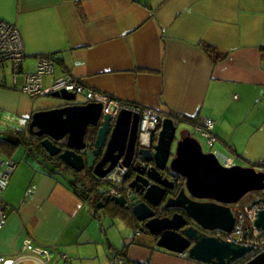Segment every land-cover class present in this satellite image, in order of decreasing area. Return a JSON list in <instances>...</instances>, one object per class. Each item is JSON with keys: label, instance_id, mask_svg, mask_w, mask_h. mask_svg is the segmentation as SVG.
Wrapping results in <instances>:
<instances>
[{"label": "crops", "instance_id": "crops-1", "mask_svg": "<svg viewBox=\"0 0 264 264\" xmlns=\"http://www.w3.org/2000/svg\"><path fill=\"white\" fill-rule=\"evenodd\" d=\"M0 19L16 24L25 51L21 85L18 78L11 86L0 81V133L3 127L17 134L31 154L19 162V143L0 134L12 145L9 155H0L17 162L3 192L8 218L0 228V255L18 254L31 239L49 250L46 264H63L60 253L69 264H109L114 251L122 264H211L158 246L130 209L114 203L100 208L123 219L121 241L108 235L114 221L104 226L100 220L90 232L103 195L87 193L89 180L80 176L86 171H65L26 144L32 112L46 107H34V96L22 91L23 73L36 68L37 55L56 53L43 87L69 73L127 105L195 118L194 126L209 117L214 145L224 144L233 164L252 166L264 159V0H0ZM128 175L115 185L119 193L129 189Z\"/></svg>", "mask_w": 264, "mask_h": 264}, {"label": "water", "instance_id": "water-1", "mask_svg": "<svg viewBox=\"0 0 264 264\" xmlns=\"http://www.w3.org/2000/svg\"><path fill=\"white\" fill-rule=\"evenodd\" d=\"M48 94L64 101L34 110L27 122V131L41 137L40 144L49 156H56L77 173L85 167L92 168L97 178L116 164L130 167L136 158L153 163L132 165L136 175L127 186L135 188L142 198L132 193L128 206L124 194H110L99 188L103 196L95 203L96 207L114 203L130 209L134 218L143 222V229L158 235V246L173 252L186 250L188 257L205 263L230 264L253 249L252 245L207 235L192 226L179 231L187 223L182 214L154 215L153 207L163 200L166 189L173 187V182L161 170L170 155L178 119L171 115L163 118L151 150L136 146L139 115L130 108H121L113 117L109 112H102L100 101H74L75 94L63 89ZM168 169L183 176L185 183L176 196L166 198L164 205L181 207L195 223L209 230L230 232L237 221L231 204L246 193L264 187L263 171L252 166L224 165L215 152L203 151L198 139L186 129L176 140L175 155L169 160ZM259 201L252 200L248 207ZM253 224L258 229L264 228V209L257 210ZM242 264H264V251Z\"/></svg>", "mask_w": 264, "mask_h": 264}, {"label": "built area", "instance_id": "built-area-1", "mask_svg": "<svg viewBox=\"0 0 264 264\" xmlns=\"http://www.w3.org/2000/svg\"><path fill=\"white\" fill-rule=\"evenodd\" d=\"M24 57V43L18 27L12 22L0 19V64L4 62L11 64L14 84H17V78L22 73ZM56 60V53L37 55L35 70L23 73L22 91L30 96L45 95L52 91L62 89L71 91L75 95L82 96L85 101H100L103 105L102 112H109L113 117H116L121 108L128 107L139 115L136 139L137 146L149 148L150 137L158 131L163 118L167 116L166 114L144 105H127L87 86L81 79L69 73L58 76L50 85L43 87L42 78L44 75L52 72L53 64ZM174 118L177 119L176 117ZM213 126L214 121L209 117L202 119L200 123L194 126L195 130L205 138V142L210 147L216 141ZM221 162L226 166L233 165V160L230 157H225ZM16 166L17 162L12 157L0 155V228L4 226L8 218V203L3 197V192L7 188ZM252 167L255 170L264 172V159H259L252 164ZM127 170L128 167L116 164L101 177L102 180L110 184L109 192L111 194H120L115 185L123 182ZM33 190L34 187L31 185L27 187L25 192L26 194H30ZM252 191L254 194L249 200L240 202L239 199L233 204V210L237 219L233 229L230 232L219 230L215 234L223 239L253 246L251 251L241 257L243 258L241 264L257 253L264 251V228L258 229L253 224L257 210L264 209V187L261 190ZM125 194L128 198V188ZM262 198L263 200H261ZM254 199H259L260 201L249 208L248 205ZM179 254L182 257L186 256L184 251ZM39 255H42L43 258L38 257ZM60 256L63 259V264H69L68 257L65 253H60ZM27 258L33 259L31 264H46V261L50 258V252L45 247L34 245L31 239H26L21 245L18 254L14 256L0 255V264H20ZM123 260V255L120 252L114 251L110 254L109 264H122Z\"/></svg>", "mask_w": 264, "mask_h": 264}, {"label": "rangeland", "instance_id": "rangeland-1", "mask_svg": "<svg viewBox=\"0 0 264 264\" xmlns=\"http://www.w3.org/2000/svg\"><path fill=\"white\" fill-rule=\"evenodd\" d=\"M35 69V67L33 69H28L26 70L27 72L29 71H33ZM12 74H11V67L9 65H7L4 68V71H0V81L1 80H5L7 85H13L12 83ZM46 80V78H45ZM18 86L21 85L22 83V75L18 76ZM17 87V86H15ZM33 97V96H32ZM64 100H62L61 98H57V97H53L50 96L49 94H45V95H37L33 97V102H34V107H50L53 105H58L60 103H62ZM75 101H85V99L80 96V95H76L75 97ZM13 122H11L12 125ZM5 126V125H4ZM7 127V122H6V126ZM13 127V126H12ZM3 132H1L0 134L2 135V137L8 138V139H12L13 141L16 142H20V137L17 134L12 135V133L8 132V131H4L3 129L5 128H1ZM15 129H17V127H15ZM186 129L190 132V134L192 136H194L195 138L198 139V141L201 143L202 149L203 151L207 152V151H212V152H216L218 155V158L220 159V161H223L224 158L228 155L227 149L224 147V144L222 143H217L214 146H208L207 143L205 142V138L195 130L194 125L189 122V121H179L177 128H176V138L178 139L180 136V132ZM19 139H18V138ZM174 139V142L172 144V150H175V146H176V140ZM26 156H31V154L25 150V148L23 147V145L21 143L18 144V148L17 151L14 154V157L21 162L22 159H24ZM83 176V175H80ZM83 179V177H81ZM72 179V177H71ZM88 179V178H87ZM71 181V180H70ZM105 187H107L106 184H104ZM79 189V190H78ZM77 190L79 192H81L80 187L77 188ZM254 192L250 191L248 193H246L239 201L243 202L246 200H249L252 196H253ZM97 211H101V213L99 214V219L95 218L91 221H89L90 223V232L97 230V228H99L100 226V220L103 222L104 226L109 225V223H112V221H114V224H111L110 228H109V236H112L113 238H115L117 241H121V237L122 234L124 233V225H123V219L120 218H112L110 215H112L110 212H108V215L103 211V208H97ZM90 220V219H89ZM123 222V223H122ZM101 227V226H100ZM48 264H53V261H50Z\"/></svg>", "mask_w": 264, "mask_h": 264}, {"label": "flooded vegetation", "instance_id": "flooded-vegetation-1", "mask_svg": "<svg viewBox=\"0 0 264 264\" xmlns=\"http://www.w3.org/2000/svg\"><path fill=\"white\" fill-rule=\"evenodd\" d=\"M75 97H76V95H75ZM74 101H75V99H74ZM157 136H158V133L156 132V133H153L151 135V137H150V145H149V148L151 150H152L153 146L157 142ZM174 139H177L176 138V135H175ZM173 142H174V140H173ZM173 142H172V144H173ZM60 143H61V141H60ZM172 144H171L170 155L168 157L167 163H166V165L164 167V170H161V171L163 172V175H165L169 179V181H172L173 182V187L172 188H167L163 200L157 206L153 207V209L155 211V214L154 215H156L157 217H163V216H169L170 217L174 213H179V214H182L184 216V218H186V220H187V223L185 225H183L182 227H180L179 228V231L182 228L186 227V226H192V227H196L200 232H202L204 234L214 235V234L217 233L216 232V229L209 230V229L202 228L199 224L195 223L191 218H189L186 215L185 211L181 207H176V206H168V207H166L164 205V202H165L166 198L167 197H170V196H173V197L176 196V194L178 193L179 189L185 183V178L183 176H181L180 174H178L176 172L170 171L168 169L169 160L175 155V150H172ZM135 163H138V164H141V165H144V166H150V165L153 164L152 161L145 162L143 159H138V158L134 159V162L132 163V165L135 164ZM132 165L129 167L128 172H127V174L128 173L130 174L129 181L132 178H134V176L136 175V171L133 169ZM88 170L91 171L92 168L85 167L82 171H84V172L86 171L87 172ZM87 183L89 184L90 182L87 181ZM90 185L91 184H89V186ZM103 187H104V190L105 191L108 190V187H105V185H103ZM119 191H121V189ZM125 191H126V189H123V193H120V194H124L126 196ZM128 191H129V195H131L132 193H137V195L140 198H142V195L139 192H136L135 191V188H132V187L130 188L129 187ZM185 192L188 194L187 191H185ZM126 199H127V201L125 202V204L129 206L130 205V199H129V197L128 198L126 197ZM147 203L150 205L149 202H147ZM139 223H141L142 228H143V222H139ZM156 237H158V235H156Z\"/></svg>", "mask_w": 264, "mask_h": 264}, {"label": "trees", "instance_id": "trees-1", "mask_svg": "<svg viewBox=\"0 0 264 264\" xmlns=\"http://www.w3.org/2000/svg\"><path fill=\"white\" fill-rule=\"evenodd\" d=\"M205 48L208 49V46H205ZM217 58H219V56H217L216 59H213V60L215 61V60H217ZM174 117H176L177 119L189 121V122H192V123H193V121L195 122V118H190V117H186V116H183V117L174 116ZM40 139H41V137H38L36 135H30L28 137V140H27L26 144H28L31 147V149L34 150L35 153L40 152L39 154H43L44 156H46L49 161H51L52 163L55 164V166H57L59 168H62L65 171H69L70 170V173H72L74 175H78V173L75 172L73 169L64 166L62 164V162L56 156H49L45 152V150L42 147V145L40 144ZM10 146H12V145H11V143L9 141H7V140L4 141V139L0 138V153H5V154L9 155L10 154L9 153V147ZM83 176H86V178H88V180L90 181V184H91L90 187H87L86 181L83 182L84 185H86V191H88L87 193L90 195L91 191H94L97 196L98 195L100 196L99 188H102L103 185H104L102 183V181L99 178H97L95 175H93V173L90 170L85 172V174ZM128 177H129V175L126 174V176L124 177V181L122 182L123 184L126 182ZM76 180H77V177H76ZM116 207L117 206L114 205V208H112L111 210H116L115 209ZM132 217H133V214H132ZM242 261H243V258H240V259H237V260H235L234 262H232L230 264H241Z\"/></svg>", "mask_w": 264, "mask_h": 264}]
</instances>
